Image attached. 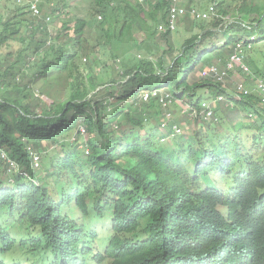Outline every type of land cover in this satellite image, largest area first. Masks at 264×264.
<instances>
[{"label":"trees","instance_id":"obj_1","mask_svg":"<svg viewBox=\"0 0 264 264\" xmlns=\"http://www.w3.org/2000/svg\"><path fill=\"white\" fill-rule=\"evenodd\" d=\"M47 1L39 4L40 17L25 0L5 4L0 15V45H21L13 63H19L14 69L20 75L35 70L37 77L65 72L70 78L69 97L37 112L30 103V81L0 72V148L23 171H8L0 158V208L13 216L0 226V252L27 257L42 252L47 264H264V91L257 85L258 79L264 83V72L250 67L247 56L264 41V0H209L215 14L186 16L185 22H201L200 30L174 56L169 39L175 30L157 29L168 0H93L91 10L102 19L92 23L108 38L111 58L130 57L113 61L125 79L121 92L115 91V78L106 81L103 70L92 71L97 60L83 52L79 35L87 20L49 8ZM55 17L60 26L53 33L48 28ZM135 21L145 32L140 47L128 36ZM158 37L166 48H158ZM239 40L249 74L238 71L247 76L250 90L242 92L236 83L230 87L235 71L221 81L200 73L189 82L196 67L213 65ZM227 55L219 58L222 66ZM155 88H168L172 103L143 97L144 90ZM109 96L125 104L111 105ZM175 100L187 101L181 112L197 122L189 137L172 129ZM202 103L213 108L212 118L200 113ZM108 106L110 115L103 113ZM222 108L244 114L234 122V114ZM36 147L52 148L55 161ZM30 149L39 155L36 166ZM13 220L25 235L21 239L14 236ZM98 221L109 224L106 231L98 233ZM0 264L8 263L0 258Z\"/></svg>","mask_w":264,"mask_h":264},{"label":"rangeland","instance_id":"obj_2","mask_svg":"<svg viewBox=\"0 0 264 264\" xmlns=\"http://www.w3.org/2000/svg\"><path fill=\"white\" fill-rule=\"evenodd\" d=\"M15 1L17 2V0H0V15L5 11V7L2 8V6H4L5 4L12 5ZM42 1L44 0H40V2ZM92 1L93 0H48L47 7L49 8L57 7L59 12L68 11L70 12L69 16L71 17L74 16V17H79V18L87 20L88 24L82 30L81 35H79V36H82L85 40L84 43L82 44V46L85 45L83 52L85 53L89 52V55L93 56L97 60V64L93 67L92 71L101 72L103 70V72H105V75L104 76L102 75V77H104V80L106 81L107 79L115 78L116 79L115 83L117 85V88H115V91L121 92L125 89V82H124L125 79L123 78L122 71L118 69L117 65L113 61L119 62V59H123L124 61H127L128 59H130V57H127V53H124L122 54V56H119L115 60L111 58L109 51H108L110 47L108 46V44H106L108 38L106 36L104 37L101 36V31L97 23H94V22L92 23V21L94 20L102 19L101 14L92 12L91 10ZM129 1L131 3H137V1L138 3L143 2V0H129ZM155 1L156 0H152V2H155ZM190 2L198 7H204L210 1L209 0H190ZM231 7L232 6H229L227 8H231ZM6 14L7 13L5 12L4 15ZM26 17L31 18V14H26ZM119 18H121V15H119ZM148 18H149V12L146 13V19ZM122 23L123 21L120 19L118 20V22H116L117 31L122 25ZM200 23L201 22L189 23V22L184 21V25L180 24L177 26L176 30L171 34L170 39H169L171 44L173 45V56L177 53L180 45L186 38L191 37L192 35L199 32ZM23 24H24L23 26L25 27L26 23L24 22ZM59 26H60V18L55 17L52 23H50L48 31L51 30L54 33L57 31V28ZM141 26L143 25L135 21L131 29H128L129 40H132V41L136 40L139 43V47L142 43L141 39L144 38V34H145V32L140 30ZM104 27L110 28L108 23H105ZM151 40L152 39H150L149 42H151ZM156 41L158 42V48L160 47L166 48L167 43L164 42L160 37H158ZM20 47L21 45L17 41H10L6 43H2L0 45V56L5 57V60L0 61V72H7V76H6L7 79H9L11 77V73L14 72L16 75L15 80L20 78L21 80H24V82L30 81V87L33 93L31 96L32 100L30 101V103L33 105V107L35 108L37 112L44 111L45 109L48 110L52 101H64L65 99H67L69 97L68 84L70 82V78L66 76L65 72H62V74L58 78L55 77L57 76L56 73L52 74V76L51 75L49 76L48 74H46L41 77H37L35 70L33 72L28 71L30 72L29 75H31L29 76V75H20V70L14 69L16 65L17 67L19 66V63L17 64H13V63H16L14 58H16L15 54L17 53V50ZM223 52H224L223 56H217V57L214 56L215 57L214 61L217 60L218 62L221 59L220 57L224 58L225 55L229 53V49ZM8 53H10V55ZM85 53H83L82 56L85 55ZM146 54L148 55L147 58H153V61H155V59L157 58L156 57L157 55L152 56L151 53H146ZM247 56L249 57L248 60H252L253 62L251 63L250 67L254 68L255 66L256 68H259V70L264 72V41L256 43V46L254 47V49L251 52H249ZM136 58H139L138 54ZM83 59L84 58H82V60ZM168 62L169 61H167L168 66L171 65L172 61L170 62V64ZM10 66L12 67L10 68ZM197 68L198 67H196L195 70L190 74L189 79H188L189 82H193L201 77L200 72L202 71V69L198 70ZM251 70L254 72L255 68L254 70L251 68ZM80 71L82 73H85L83 67H80ZM246 77L247 76L242 75L237 70L234 74H232L231 78H229V82H232L233 84V85H230V87L233 88L235 82H240V81H242L246 85V82H245ZM97 89H99V87ZM158 91L161 93L164 92L165 94H169V96H172L171 92L168 91V88H159ZM197 92H200V90H198ZM37 97H39L38 99L40 100V105H36ZM107 99H108L107 103H111V105L113 104V102H115L114 100H112L110 96ZM175 102H176V106L172 107V111L174 112V118L176 120V123L182 129V132H183L182 137H189L192 134L193 129L197 128V122H191L190 118L188 117L185 118V113L183 114L181 112V110H184L187 108V104H186L187 101L184 102L182 100H176ZM119 103L125 104L124 101H121ZM119 103H116V104L119 105ZM137 103H139V100H137ZM109 109L110 107L107 109V111L103 113L109 114V111H108ZM222 111H225L224 113L234 114L232 118L234 119V122L237 119H241L240 116L244 114L240 110H226L222 108ZM150 121H154V120L150 119ZM78 123H80V118L78 119ZM153 123L155 124V121ZM250 136H251V132L244 134L242 138L248 141ZM83 138L84 136L80 137V139H83ZM80 142H83V140ZM35 149L38 150L46 159L55 161L56 157L52 156L54 154L52 153V148L44 150V148L36 147ZM60 149L61 147H59L57 151L59 152L60 155H62V151ZM43 169L44 167L42 166L41 170ZM9 183L10 181L8 180H6V182H3V184H6V185ZM1 210H8V208H0V226H3L8 221H11L13 219V216H11L9 212H1ZM12 223H15L16 228L19 226L18 225L19 221L17 220H13ZM108 225L109 224L107 222H102V221L96 222V226H98V229H97L98 233L101 232V228L104 231H106ZM20 229L21 231L18 228L15 231L14 236L17 239H21L20 237L25 236L22 232L21 227ZM24 231H27V230L24 228ZM0 258L4 259L6 263L8 264L12 263V261H15V262L21 261L23 262V264H29V263L30 264L31 263L41 264V262H44L45 264H47V261H48L45 256L43 257L42 252L36 254L35 256H32L31 254H29V257L23 256L17 251L16 252L9 251V252H4V253L0 252Z\"/></svg>","mask_w":264,"mask_h":264},{"label":"built area","instance_id":"obj_3","mask_svg":"<svg viewBox=\"0 0 264 264\" xmlns=\"http://www.w3.org/2000/svg\"><path fill=\"white\" fill-rule=\"evenodd\" d=\"M22 1V0H17ZM28 3L29 11L32 15L39 16L41 14L40 11V0H25ZM169 6L166 9L165 18L163 21H160L157 25V29L161 32L170 31L173 32L178 22L180 21L181 17L189 14L191 17L196 19H204L208 18L211 15L215 14V8L212 5H209V7L206 10H200L195 6H185L182 4V0H168ZM101 17V16H100ZM226 19H230L229 16H224ZM47 19V18H46ZM244 43L243 41H238L234 44L233 51L229 55V58L225 65H217L213 64L209 66L208 68H205L201 71V75L206 76L209 75L212 78L221 81L223 78H226L228 76L230 71H234L235 68H239L243 73L249 74V67L243 60V53H244ZM253 79V78H251ZM258 89L264 91V83L262 80H257ZM238 90L242 92H247V88L240 82L237 84ZM142 95L144 98H147L149 96H159L160 100L162 101V104L164 106H168L172 103V97L169 96V94H165L164 92L161 93L158 91L157 88L152 90H144L142 92ZM222 97L218 96L217 100H221ZM203 106L206 109V113L204 118H208L211 116V110L208 109V105L203 103ZM165 116L169 118V113L166 112ZM80 132H84V128L82 126L78 127ZM177 132L179 129H175ZM30 154L32 157V163L34 166L38 165L39 162V155L34 150L30 149ZM0 158L5 162L7 166V170L10 172H23L20 170L19 163L8 157V155L0 148Z\"/></svg>","mask_w":264,"mask_h":264},{"label":"clouds","instance_id":"obj_4","mask_svg":"<svg viewBox=\"0 0 264 264\" xmlns=\"http://www.w3.org/2000/svg\"><path fill=\"white\" fill-rule=\"evenodd\" d=\"M182 4L183 5H185V6H195V5H186V4H184L183 3V0H182ZM213 3H208L206 6H204V9H201L200 7H198V6H195V7H197L198 9H200V10H206L208 7H209V5H212ZM213 6H214V4H213ZM215 8V7H214ZM186 16L187 17H190V18H193V17H191L189 14H186V15H184V16H182L181 17V19H180V23H183L184 24V19L186 18ZM230 17V16H229ZM177 26H178V24H177ZM177 28V27H176ZM176 30V29H175ZM250 39H253V37H251ZM239 41H243V40H239ZM238 42V41H237ZM243 43H244V41H243ZM247 45H251V43H248ZM233 51V50H232ZM232 51H230L229 53H228V55H227V57L229 58V55L232 53ZM244 56H245V53H243V60H244ZM228 60V59H227ZM244 62L246 63V61L244 60ZM214 64H217V65H221V62L220 61H218V62H216V63H214ZM247 64V63H246ZM237 70H239V68H235V72L237 71ZM201 73V72H200ZM241 73V72H240ZM242 74V73H241ZM243 75V74H242ZM246 88H247V90H250L242 81H240ZM240 82H235L236 84H238V83H240ZM218 98V97H217ZM222 100V99H221ZM221 100H218V101H221ZM176 101V100H175ZM203 104V103H202ZM206 104V103H205ZM208 105V109L209 110H211V116H209L208 118H212L213 117V108H210L209 107V104H207ZM204 107V106H203ZM200 113L201 114H203L204 116H205V113H206V109H205V107H204V109H201L200 110ZM191 122H194V121H191ZM80 126H82V125H80ZM83 127V126H82ZM198 127V126H197ZM84 128V127H83ZM172 129H173V131H174V133L175 134H183V132H182V129H181V127L178 125V124H176V123H174L173 124V126H172ZM175 129H179V131L177 132ZM79 132H80V130H79ZM84 133V132H83ZM83 133L82 132H80V134L81 135H83Z\"/></svg>","mask_w":264,"mask_h":264},{"label":"crops","instance_id":"obj_5","mask_svg":"<svg viewBox=\"0 0 264 264\" xmlns=\"http://www.w3.org/2000/svg\"><path fill=\"white\" fill-rule=\"evenodd\" d=\"M181 22V21H180ZM180 22H178V25H180V24H183V23H180ZM184 25V24H183Z\"/></svg>","mask_w":264,"mask_h":264}]
</instances>
